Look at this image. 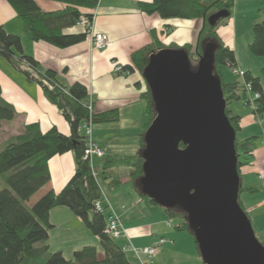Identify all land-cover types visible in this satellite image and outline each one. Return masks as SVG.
I'll list each match as a JSON object with an SVG mask.
<instances>
[{
	"label": "trees",
	"instance_id": "1",
	"mask_svg": "<svg viewBox=\"0 0 264 264\" xmlns=\"http://www.w3.org/2000/svg\"><path fill=\"white\" fill-rule=\"evenodd\" d=\"M7 1L26 24L33 41H45L59 48L71 47L87 39L86 32L69 34L65 32V28L76 26L83 17L93 20V15L89 11L96 9L100 2V0H51L64 4L65 7L47 12L40 7L37 0ZM235 2L236 0H152L140 2L139 6L144 13L158 15L163 19L203 21L196 44L182 48L189 54L192 66L197 67L206 44L219 36L218 30L223 22L232 19ZM221 11H227L228 17L221 18L212 25L209 18ZM152 35L153 41L135 51L131 57V64L122 67V71L137 69L143 73L150 55L166 48L155 31ZM216 44L214 74L221 78L227 103L226 113L237 134L235 145L239 155L238 172L241 179L242 175L247 174L243 172L244 169L253 165L255 143L259 137L238 138L243 118L234 115L230 105L234 101L244 99L245 105L249 106L246 82L251 85L254 93L259 94L255 101L257 110L253 111V114L264 118V67L260 76H256L252 71H246L244 81L227 82L218 66L227 65L235 69L236 54L225 42L220 41ZM248 50L255 57H264V21L254 22L253 39L248 44ZM17 54L23 55L21 37L7 32L0 24V55L18 67L20 63L30 65L41 78L51 83L52 88L32 77L29 72H25L43 86L49 100L58 106L70 123L72 132L71 135H65L56 128L43 132L39 123H31L24 127L22 134L9 139L0 150V176L7 184V188L0 190V264H138L124 252L120 239H115L105 232L109 223L106 214L109 205L104 204L103 211H99L95 203L102 198L105 202L100 179L106 180L111 190H117L125 184L124 169L130 170L129 182L134 184L136 191L142 197L149 198L142 192L139 182L144 176L145 159L142 155L146 147L144 135L157 114L148 85L146 84L147 90L141 96L146 104L147 122L138 137L140 149L134 154L109 155L103 165L97 167L90 159L85 158L87 136L81 132V127L90 120L93 125L117 122L120 120V110L94 112L91 118L88 104L85 103L88 91L83 84L75 83L70 88L65 87L57 81L53 71L43 73L34 58L22 56L17 59ZM16 115L15 107L3 98L0 85V127L3 122L14 120ZM180 147L185 148L186 145L181 143ZM67 152L75 153L76 168L73 176L62 191L58 193L53 190L47 191L46 187L51 181L50 160ZM258 191L254 186L244 187L241 184L238 197L240 206L244 209L241 194L245 192L255 194ZM151 202L157 205L154 200ZM56 208H68L81 218L92 234L99 238V246L85 245L76 250L71 259L66 258L61 251H52L49 239L54 225L51 223L50 215ZM176 208H164L171 221L179 220L174 224L175 230L186 231L195 237L189 227L186 212L179 207ZM195 243L200 253L196 238Z\"/></svg>",
	"mask_w": 264,
	"mask_h": 264
},
{
	"label": "crops",
	"instance_id": "2",
	"mask_svg": "<svg viewBox=\"0 0 264 264\" xmlns=\"http://www.w3.org/2000/svg\"><path fill=\"white\" fill-rule=\"evenodd\" d=\"M144 1L152 0H100L98 7L89 11L93 15V30L106 34L110 40L107 49L97 50L89 34L83 42L67 48H59L45 41H33L26 24L10 3L0 0V24L7 32L19 35L22 39L23 55L17 54V59L22 56L34 58L41 72L53 71L57 81L65 87L70 88L75 83L83 84L88 91L85 103L93 104L95 113L120 110L119 121L92 126V139L105 152L102 158L93 157V165L97 167L102 166L109 155L136 153L140 149L139 134L147 122L146 104L141 99L147 85L142 73L137 69L119 72L117 67L130 65L132 54L153 41V31L166 48L182 49L186 45L196 44L203 25L201 19H163L158 15L146 14L139 6ZM37 2L47 12L65 7L51 0ZM65 32L71 34L85 31L76 25L65 28ZM236 59L239 69L254 73L252 66H245L239 56ZM25 72L24 64L20 63L18 67L0 55L2 95L17 112L14 120L2 123L0 141L6 143L12 137L22 134L24 127L31 123H39L43 132L56 128L65 135H71V125L61 110L49 100L43 86ZM83 127L85 129V123ZM261 130L264 137L262 127ZM256 153L255 149L253 165L243 171L247 174L242 175L241 184L244 187L254 186L260 191L253 177H245L255 175L256 180L263 184L254 169ZM75 168L74 152L53 157L49 162L51 181L46 190L57 193L62 191ZM123 181L125 184L121 192L119 189L108 193L103 191L104 204L109 205L108 217L112 213L116 214L127 231V235L120 239L123 246L149 247L165 238L168 242L159 247L153 264H205L192 236L186 231L175 230V223L166 211L154 208L152 202L142 197L134 184L129 182L128 174H125ZM258 209L248 214L255 226L264 216V211ZM50 219L54 225L49 239L52 251H61L66 258L71 259L74 252L85 245L99 246V238L68 208L52 210ZM258 226L262 233L264 227ZM129 255L135 259L132 253Z\"/></svg>",
	"mask_w": 264,
	"mask_h": 264
},
{
	"label": "water",
	"instance_id": "3",
	"mask_svg": "<svg viewBox=\"0 0 264 264\" xmlns=\"http://www.w3.org/2000/svg\"><path fill=\"white\" fill-rule=\"evenodd\" d=\"M228 15L221 11L209 21ZM216 49L208 42L197 67L184 49L150 55L142 76L157 114L144 135L139 182L157 205L186 212L205 264H264V245L238 201L237 134L214 74Z\"/></svg>",
	"mask_w": 264,
	"mask_h": 264
},
{
	"label": "rangeland",
	"instance_id": "4",
	"mask_svg": "<svg viewBox=\"0 0 264 264\" xmlns=\"http://www.w3.org/2000/svg\"><path fill=\"white\" fill-rule=\"evenodd\" d=\"M263 8H264V0H236L235 7L233 9L232 19L230 21L227 20L222 23V25L218 30L219 36L213 39V42L220 43V41H223L226 44L230 45L232 49L235 51L236 56H239L241 58L245 66L246 65L252 66L256 76L261 75V69L262 67H264V57L253 56L248 50V44L253 39L254 22L257 20L264 21ZM218 68H219L218 70L223 74L225 81L230 82L234 80H238V81L242 80V77L229 66L220 65L218 66ZM239 68H240L239 65L236 66V71H240L241 69ZM230 109L233 111L234 115H240L243 118L242 129L238 131L239 139H245L252 136L259 137L255 143V149L257 153H256V165L254 166V169L256 171L254 169L253 171L257 172L259 175L264 176V137H262L263 134L259 123L260 117H257L253 114L251 107L245 105L244 99L234 101L230 105ZM84 131L85 129L82 125L81 132ZM4 144L5 142L3 143V141H0V150H2ZM246 168H249V166H247ZM246 168L244 169L245 171ZM129 172H130L129 169H124L123 175L129 174ZM245 177L247 178L253 177L252 179L256 181V184L259 187L260 191L255 194L244 193L241 195L240 199L244 206V211H246L248 214L251 213L250 211H254L258 208L259 209L257 211H264V189H263L264 187L262 182L256 180L257 178L255 175L254 176L247 175ZM100 184L105 193L112 191L109 188L108 182L106 180L100 179ZM4 188H7V184L5 183L4 178L0 176V190H3ZM120 189L121 188H119V191L121 192L122 190ZM146 199L148 200L149 203H151L150 199L148 198ZM153 207L165 211V209L160 205H155ZM106 214L108 215V210H106ZM173 222L177 223L179 222V220L174 219ZM255 224H257V222H255ZM258 225H262L264 227V216L261 217L260 223H258L256 226L253 224L255 233L258 234L257 238L264 245V231L261 233L259 230L262 229L258 228L259 227ZM257 229L258 232L256 231ZM191 236L194 239L193 241H195V237L193 235ZM119 242H121V240H119ZM130 258L133 261H135L132 255H130Z\"/></svg>",
	"mask_w": 264,
	"mask_h": 264
},
{
	"label": "built area",
	"instance_id": "5",
	"mask_svg": "<svg viewBox=\"0 0 264 264\" xmlns=\"http://www.w3.org/2000/svg\"><path fill=\"white\" fill-rule=\"evenodd\" d=\"M77 25L83 28V30L87 34L91 35L92 43L95 49L105 50L110 46V40L106 34L97 33L93 30V20L83 17L80 20V22H78ZM24 69L27 72H29L32 77L41 80L44 85L52 88L51 83H49L47 79L41 78L38 72H36L33 68H31L30 65L25 64ZM122 70L123 69L121 66L117 67V71L122 72ZM235 72L238 73L244 79V76H245L244 72L236 71V70ZM245 85H246V90L248 94L249 106L251 107L252 111H256L257 107H256L255 101L256 99L259 98V94L254 93L252 91V87L250 84H247L245 82ZM88 108L90 110V114L92 118V115L95 112L93 104L90 103L88 105ZM259 123L261 127L263 128V132H264V118H259ZM92 126H93V123L91 120L85 123V131H86L85 133L87 136V147L85 150V158L90 159L91 161L94 156L102 158L105 155V152L103 151L101 146L92 139ZM260 179L263 181V184H264L263 175H260ZM95 205H96L97 210L103 211L104 198H102V200L97 201ZM105 232L115 239H120V238H123L125 235H127L126 229L123 227L118 216L114 213H112V215L109 218V223H108V226ZM166 242H168L167 239L161 238L155 244L149 247L135 248L132 246H126L123 248V250L124 252H131L137 259L138 264H153L154 258L156 257L157 252H158V248L164 245Z\"/></svg>",
	"mask_w": 264,
	"mask_h": 264
}]
</instances>
